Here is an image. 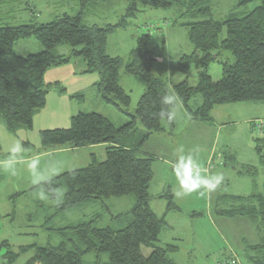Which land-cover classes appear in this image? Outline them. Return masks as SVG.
I'll use <instances>...</instances> for the list:
<instances>
[{
	"label": "trees",
	"instance_id": "16d2710c",
	"mask_svg": "<svg viewBox=\"0 0 264 264\" xmlns=\"http://www.w3.org/2000/svg\"><path fill=\"white\" fill-rule=\"evenodd\" d=\"M98 1L102 0H81V6ZM199 1L190 0V7ZM252 2L258 5L241 18L222 22L207 19L183 25L188 30L192 52L182 55L174 67L159 70L167 71L168 77L186 76L193 67L198 76L195 86H190L187 78L168 84L152 73L157 63L149 62L145 54L148 58L160 59L159 63L163 65L165 51L157 46L148 47V34L137 39L126 62L106 53L108 36L124 28L125 19L134 10L132 5L137 3L144 9L167 10L175 4L183 5L181 0H132V7L117 24L104 27L85 26L80 14L63 15L40 25L0 27V119L9 132L32 126L34 111L45 105L47 92L43 80L46 71L69 63L72 57L82 58L86 68L83 73L100 76L97 84L102 100L122 113L126 114L131 98L120 86V70L142 80L146 86L137 102L135 115L126 114L130 122L122 127L116 128L111 121L96 113H79L70 118L69 128L39 133L40 145L44 149L105 145L104 161L99 162L92 156L85 168L64 172L36 186L42 188L50 200L58 199V190H64L59 210L76 209L90 201L132 196L134 204L128 212L131 221L121 229H99L93 220L67 227L60 232L64 241L57 246L20 248V252L34 249L33 257L25 264H87L83 257L91 253L97 260L90 264H175L169 256L177 253L178 247L175 244L157 245L161 232L169 226L164 215L159 217L150 208L153 159L140 157L138 151L150 136L163 131L164 123L169 129L173 128L172 118L171 121L169 118L175 99L169 102L166 100L168 96H175L191 120L196 122H209L211 112L217 106L264 102V0H244L241 3ZM195 12L210 15L207 7ZM223 29L225 38L220 41ZM28 38L37 40L42 51L26 57L16 55L15 42ZM63 45L70 48L69 56L56 54V49ZM222 52H229L234 62H221ZM216 62L221 65V79L214 82L207 70ZM197 96L200 97V107L192 110L189 103ZM257 141L254 140L255 149L261 155L263 148L257 145ZM163 198L165 212L178 210L170 191ZM242 201L246 204L222 211L220 215L246 217L264 224V195H252ZM67 232L73 238L65 237ZM141 248L150 249V254L143 256ZM249 253L259 254L261 258L249 256L251 264H264V236ZM101 254H107L106 263L98 260ZM17 256L18 253L9 251L2 260L4 264H12ZM235 258L231 261L236 263Z\"/></svg>",
	"mask_w": 264,
	"mask_h": 264
},
{
	"label": "rangeland",
	"instance_id": "374dc122",
	"mask_svg": "<svg viewBox=\"0 0 264 264\" xmlns=\"http://www.w3.org/2000/svg\"><path fill=\"white\" fill-rule=\"evenodd\" d=\"M181 1L183 5L175 4L167 10L144 9L137 3L132 5L134 10L125 19L124 28L117 29L108 36L106 53L126 62L131 50L136 47L137 39L148 34V47L157 46L165 51L164 66L155 64L152 73L168 84L187 78L189 85L195 86L198 76L193 67L186 76L176 74L168 77L167 71L159 70L174 67L182 55L192 52L193 47L187 38L188 30L183 25L207 19L222 22L229 18H241L258 3H241L244 0H200L190 7V0ZM131 3L132 0H102L82 7L81 0H0V27L40 25L55 21L63 15L78 14L87 27L115 25L126 15ZM203 7L209 8L210 15L195 12ZM224 38L225 29L219 35V40ZM13 48L14 53L21 57L42 51L41 44L34 38L19 40ZM57 52L68 56L70 48L63 45L57 48ZM219 59L230 64L234 62L229 52H222ZM85 69L81 57H72L69 63L51 67L46 71L43 80L47 92L45 105L34 111L30 128L21 127L15 132H9L0 119V162L5 164L0 165V260L10 251L18 253L12 264H25L33 257L34 249L20 252V248L57 246L64 241L60 234L63 229L82 222L93 220L94 226L99 229H121L131 221L128 212L134 203L132 196L90 201L76 209L61 211L58 207L63 203V189L58 190V199L50 200L42 188L36 187L64 172L85 168L91 161V154L99 162L105 160L104 148L77 152H67L65 147L44 149L40 145L41 131L67 129L70 127V118L79 113L99 114L111 121L116 128L130 122L126 114L135 115L137 102L146 87L142 80L128 76L123 69L120 70V86L131 98L125 114L102 100L96 84L100 76L96 73H83ZM207 72L214 82L221 79V65L218 62L211 64ZM92 78L94 82L90 81ZM196 98L200 100L199 96ZM237 130L234 134L229 130H212L209 131V136H205L204 132L197 134L196 139V133L190 129L186 135L178 137L176 142L180 146V153L184 154L185 159L191 158L192 163H196L192 167H205V154L212 148L217 152L214 160L216 163L210 169L207 167L204 170L206 173H193V180L200 182L199 189L188 192L181 188L180 178L175 173L169 178L156 174L153 179L152 194L157 192L160 178L167 181V186L170 185L173 189L172 193L176 192L175 202L181 209L180 213H170L169 223L174 230L164 229L157 244L159 247L168 244L178 247V252L169 256L175 264H231L234 256L237 261L235 264H251L249 256L261 259L259 254L249 252L255 244H260L258 239L264 236V224L257 227L256 224L242 221L239 217L225 221V218L214 215L212 223L209 214L216 207L230 210L246 204L243 201L239 203L227 199L218 201L215 196L217 193H241L248 196L264 193V165L260 166L261 158L257 152L247 149L246 138L239 142L243 131L239 128ZM247 137L250 141L258 139L257 145L264 149L262 132L254 130L253 133L248 132ZM252 143L253 146L250 147L256 146V142L252 140ZM232 151L244 152L243 155L249 163L242 170L248 173L247 176L238 177L235 173L242 166L238 160L232 165L228 157ZM262 155L264 158V152L261 157ZM218 158L223 165H219ZM250 169L257 173H251ZM163 172L164 169L159 170V173ZM218 176L223 177L220 183H217ZM253 180L256 181L255 184ZM208 185L216 187L209 189ZM153 209L160 213V203L153 204ZM65 235L73 238L68 232ZM178 238L180 242L177 241ZM150 252L148 248H141L145 257ZM96 260L94 253L83 257L87 264ZM98 260L106 263L107 254H101Z\"/></svg>",
	"mask_w": 264,
	"mask_h": 264
},
{
	"label": "crops",
	"instance_id": "0c3cea01",
	"mask_svg": "<svg viewBox=\"0 0 264 264\" xmlns=\"http://www.w3.org/2000/svg\"><path fill=\"white\" fill-rule=\"evenodd\" d=\"M56 54L61 55V56H66L63 54H59L57 52V49H56ZM90 81L94 82L93 78ZM97 83H98V79H97ZM200 103L201 102L199 99L194 98L190 101L189 105H190V108L192 110H196L200 107ZM175 113H177V116ZM172 121H173V128L172 129H169L168 125L166 123H164L163 124V131L161 133L153 134L152 136H150V138L144 143V145L138 151V154L140 157H150L153 159V163H152L153 179L155 178L156 174L159 175L160 177L161 176H164V177L168 176V178H169V176H172L175 173V169L180 164L181 159H185L184 154L180 153V146L176 141H177L178 137L182 136V134L186 135V133H188V131L190 129L193 130L194 133H196L195 134L196 139H198L197 134L200 135V133L204 132L205 136H209L210 135L209 131H212V130L216 131V132H219L221 130H229V131H231L232 134H234L236 131H238L237 130L238 128L242 129L243 137L239 139V142H242L246 138L247 149H253L256 152L255 146L250 147V146H253L252 140L254 142L255 139H252L250 141L247 137V133L248 132L253 133L254 125L258 124V123H262L263 124V130L261 132L264 134V102H261V103L243 102V103H235V104H227V105L217 106V107H214V109L212 110L211 119L209 122H196V121L191 120L189 115L186 113L185 109L182 107L181 103L176 99L175 100V107H174V110L172 111ZM263 146H264V144H263ZM183 147L186 148L185 145H183ZM65 148L67 149V152H69V151L77 152V151L85 150V149L94 151L96 149H103V148L105 149V145L88 146V147H82V148H77V149L66 146ZM232 152L233 153L228 156L232 165L236 164L237 160H238L239 162H241L240 165L242 166L239 170H235V173L238 174V177L239 176L240 177L241 176H247L248 173H245L242 170L243 166H247V164L249 163V161H247L245 159L246 157L243 155L244 152H238V151H232ZM263 152H264V149H262L261 154ZM216 153L217 152L214 151L213 148L210 149L208 154L207 155L205 154V157H204L205 167L199 168V167L194 166V167H192V172L193 173H197V172L206 173L205 172L206 168L208 167L210 169L211 166L216 163V162H214V160H216L215 159ZM257 155H258V153H257ZM92 156L95 157L93 154H91L90 158ZM258 157L261 158V159H259V162L261 164L260 166L264 165L263 155H262V157H261V155H258ZM220 160L218 158V161H220ZM251 160H253V158H251ZM192 164H196V163H192ZM0 165H5V164H3V162L1 161ZM158 165H160V166H158ZM162 169H164V172L159 173V170H162ZM233 169H235V168H233ZM250 171H251V169H250ZM252 172H254L253 174L257 173V171H255V170L251 171V173ZM162 174H164V175H162ZM153 179H152V182L150 184V189H149L150 197H151L150 208L153 211V213L156 214L157 216L160 217V216L164 215L166 223L169 226L168 230L173 231L174 230L173 225L171 223H169V219L171 217L170 213L171 212H177V213L181 212L180 206L177 205V203L175 202L176 196H177L176 192L172 193V191H173V189H171L172 187H170V185L167 186V181H163L160 178V180L158 181L157 192L155 193V195L152 194L151 185L153 183ZM254 180H253V182L255 184L256 181H254ZM262 187L264 188V181L262 182ZM177 188H179V186ZM167 191H170V193L173 195L174 204L178 208V210L171 211L168 213L165 212L166 201L163 198V196L166 194ZM252 195H255V194H251L248 196V195L241 194V193H238V194L233 193V194H229V195H223V194L219 195V193H217L215 196L217 197V200L219 199L218 201L227 199V200H231L233 202L235 201V202L240 203L242 200H247V198L252 196ZM257 195H264V193L263 194H257ZM157 199H158V201H157ZM159 203L161 205L160 213H156V211L153 209V204H159ZM245 203H246V201H245ZM235 208H239V207H235ZM232 209H234V208H232ZM232 209H230V210H232ZM222 211H225V210L219 209L217 207H216V210L214 209L213 213L209 211V214L211 215L210 217H211L212 223L214 222L213 221V215L216 217H219V218L223 217L220 215V212H222ZM237 217H239V216L229 217V218L223 217V218L226 219L225 221H229V220H233ZM239 219H241L242 221H247V223L256 224L257 227H259V225L261 224L260 222L252 221L246 217H245L246 220H244V217H239ZM262 238L263 237H259L258 241H261ZM174 240H175V238H173V241ZM177 241H179V238ZM4 243H6V242H4ZM255 245H257V244H255ZM170 259H172V258L170 257ZM236 263H237V261H236ZM0 264H4V261L2 259L0 260Z\"/></svg>",
	"mask_w": 264,
	"mask_h": 264
},
{
	"label": "clouds",
	"instance_id": "9594fccd",
	"mask_svg": "<svg viewBox=\"0 0 264 264\" xmlns=\"http://www.w3.org/2000/svg\"><path fill=\"white\" fill-rule=\"evenodd\" d=\"M173 99L176 100L175 96H168L166 97L167 101H172ZM172 114H170L169 121H171ZM175 174L177 177L180 178V186L181 188L185 189L188 192L195 191L200 188V182L193 180V172H192V160L191 158L188 159H181L180 164L175 169ZM223 179L222 176H218L217 183H220ZM216 185H208L209 189H214Z\"/></svg>",
	"mask_w": 264,
	"mask_h": 264
},
{
	"label": "built area",
	"instance_id": "2783aa9c",
	"mask_svg": "<svg viewBox=\"0 0 264 264\" xmlns=\"http://www.w3.org/2000/svg\"><path fill=\"white\" fill-rule=\"evenodd\" d=\"M254 128H255V130L261 132L263 130V124L262 123L255 124ZM221 163L222 162H219V165H222ZM231 264H235V262L231 261Z\"/></svg>",
	"mask_w": 264,
	"mask_h": 264
},
{
	"label": "water",
	"instance_id": "95a60500",
	"mask_svg": "<svg viewBox=\"0 0 264 264\" xmlns=\"http://www.w3.org/2000/svg\"><path fill=\"white\" fill-rule=\"evenodd\" d=\"M145 57H147V60H148L149 62L159 63V62L161 61V60L158 59V58H148L147 53L145 54Z\"/></svg>",
	"mask_w": 264,
	"mask_h": 264
}]
</instances>
